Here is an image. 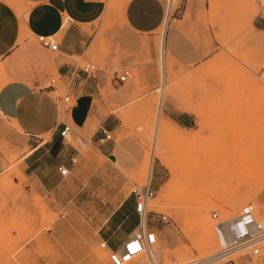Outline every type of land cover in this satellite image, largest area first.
<instances>
[{
    "label": "rangeland",
    "instance_id": "1",
    "mask_svg": "<svg viewBox=\"0 0 264 264\" xmlns=\"http://www.w3.org/2000/svg\"><path fill=\"white\" fill-rule=\"evenodd\" d=\"M108 1L106 13L94 23L98 42L78 62L80 67L90 63L93 74L100 73L94 98L99 114L115 127V152L104 155L90 142L99 123L88 120L90 129L84 132L68 122L71 133L64 143L61 137L56 140L47 165L61 163L69 175L59 178L55 194H37L19 167L20 158L29 151L26 139L0 115V264H55V260L111 264L108 250L99 245L106 234L118 244L132 231L130 224L113 232L107 219L125 198L133 197L134 188L148 184L141 167L158 137L156 118L147 109L155 112L163 85L173 91L160 118L172 133L164 139V150L177 156L173 161L180 178L168 192L177 201L175 212L162 196L171 175L154 159L150 186L155 195L146 202L145 212L147 228L158 238L155 248L160 257L155 264L198 260L216 249L214 234L210 250L195 247L199 241L195 209L201 198L186 200V169L211 173L264 164V34L252 30L256 1L163 0L165 15L169 9L164 35L160 28L151 34L125 30L120 4ZM123 70L130 76L118 84L116 75ZM184 105L186 112L180 109ZM186 113L191 116L190 125L176 127L171 117ZM49 139L47 134L40 141ZM46 172L43 167L38 174ZM254 189L256 194L250 193L248 203L264 226V181ZM209 197L216 203L207 212L212 230V211L234 217L248 204L230 214L225 203ZM153 213L166 215L168 221L155 222ZM254 263L264 264V250L253 259H242L237 253L217 264ZM133 264L151 263L143 255Z\"/></svg>",
    "mask_w": 264,
    "mask_h": 264
},
{
    "label": "crops",
    "instance_id": "2",
    "mask_svg": "<svg viewBox=\"0 0 264 264\" xmlns=\"http://www.w3.org/2000/svg\"><path fill=\"white\" fill-rule=\"evenodd\" d=\"M106 1L14 0L25 10L18 13L9 0H0V64L3 66L0 115L16 125L26 139L29 151L20 158L19 167L37 194H55L59 188V178L62 177L57 168L64 165L59 163L49 167L47 163L64 124L70 122L77 129L88 132L90 126L87 122L91 119V123H99L98 128L103 126L114 131V125L99 114L94 98L100 73L83 74L78 62L79 59L85 60L88 50L98 42L94 23L106 13ZM118 3L122 24L133 34H151L164 22L163 0H118ZM252 30L258 35L264 34V21L255 18ZM38 36L50 37L57 44V49L52 51L42 46L37 41ZM162 47L164 50L163 40ZM73 70L78 71V79L72 87L77 97L64 110L60 99H55L45 87L50 79L63 80ZM190 117L186 113L171 117V120L187 128ZM47 134H50V139L40 141ZM94 136L95 132L91 142ZM98 149L107 156L115 152L113 141ZM43 167L47 172L40 176L38 171ZM107 223L112 224L113 232L126 229L130 224L135 228L138 216L134 212V198H125L110 214ZM126 237L121 238L118 244L110 242L107 234L103 240L111 248H117ZM55 264H62V260H55Z\"/></svg>",
    "mask_w": 264,
    "mask_h": 264
},
{
    "label": "built area",
    "instance_id": "3",
    "mask_svg": "<svg viewBox=\"0 0 264 264\" xmlns=\"http://www.w3.org/2000/svg\"><path fill=\"white\" fill-rule=\"evenodd\" d=\"M255 1L258 9L257 18L264 21V0ZM37 41L52 51L57 49V44L50 37L38 36ZM79 70L83 74L90 75L94 72V66L86 63ZM77 74L78 71L73 70L63 80L52 78L45 87L52 93L55 99H60L63 108L68 109L77 97V94L72 90L73 85L78 79ZM129 76L130 72L123 70L120 74L116 75L115 80L118 84H124ZM70 133V127L64 124L63 129L59 133L63 142H65L67 134ZM112 141V132L102 126L95 131L93 142H90L99 147ZM78 142L80 143V141ZM57 171L61 177L69 175V170L65 166H59ZM131 193L134 198V212L138 216L137 226L133 228L117 248H111L105 240H102L99 245L101 249L108 250V258L111 264H126L138 256H148L158 241L156 233L147 228L146 202L155 195L150 183L141 189L134 188ZM152 216L155 222L168 221L167 216L164 214L153 213ZM210 219L213 222L217 246L212 254L198 259L197 262L217 264L237 253H239L240 258L245 260L262 255L264 250V226L256 220L253 204L248 203L243 205L239 214L234 217H224L218 211H212Z\"/></svg>",
    "mask_w": 264,
    "mask_h": 264
},
{
    "label": "bare ground",
    "instance_id": "4",
    "mask_svg": "<svg viewBox=\"0 0 264 264\" xmlns=\"http://www.w3.org/2000/svg\"><path fill=\"white\" fill-rule=\"evenodd\" d=\"M13 1L14 0H9V3H11V5L14 6L13 9H15V11L18 13L23 12L24 7L22 8L20 5L16 4ZM110 1L111 0H109L108 3H110ZM115 1H118V0H115ZM115 1H111L112 3L111 5L114 6L113 3L117 5ZM109 8H110V5H109ZM168 13H169V9H168ZM168 13L165 15L164 22L162 26L160 27L162 31V33L161 32L160 33L162 35H163L164 29L167 24L168 15H169ZM162 72L163 74H165V70H162ZM172 95H173L172 89L167 88L165 85H163L161 89V93H160L158 106H156L157 109L155 110V112H150V110L147 109L148 112L151 113L153 119L156 118L155 120V124H156L155 126H156V132H157L156 137L159 138V141H157L158 138H156L152 153L146 157L141 167V176H142V179H145L147 181V183L151 182L152 175H153L154 159H157L160 162V164L163 165L169 171L171 175V179H172L171 183L169 182L170 185L168 187L166 186V188L162 190L163 199L168 206H170L175 212H177L178 211L177 201L173 199V197H171L170 194L168 193L170 191L169 188H172V187L176 188L179 178H180L178 166L173 161V159H177L176 158L177 156H173L174 154H168L164 150V139L168 137H172V133L168 125L160 121V118H162V114H163L162 106L165 102L167 104L170 102V98ZM180 109L186 112V105L180 106ZM175 126L178 127L177 124ZM15 127L18 129L16 125ZM177 139L179 140L181 144L182 143L184 144L186 141L182 137H178ZM263 181H264V164H261V163L255 164L253 166L241 165L239 168H234V169L222 168L220 170H216V171L214 170V172H211V173L200 172L194 169H186V189H184L183 187V189L186 190V200L190 196H193V197L200 196L201 198V203L195 209L196 225H197L198 234H199L198 244L197 242L195 244V247L197 250L207 251V250H210L213 245L214 230H212V224L209 221L207 212L209 209L216 207V203H214L209 196L214 197L217 202L225 203L229 209V213L234 214L240 208V206L250 201L252 202L250 193L253 191L252 193L256 194V191L254 189L255 186H257L259 183ZM258 209L263 210L261 207H259ZM262 216H264L263 213H262ZM157 252H158L157 249L154 248L152 249L151 253L148 255V258L151 264H155L156 263L155 261H157L156 259H159L160 256ZM98 253L100 254V252ZM212 253L213 252H211L210 254ZM139 257L140 256H138L137 258ZM136 259L126 264H133ZM189 261L185 263H180V264H210V262L201 263V262H197V260H191L190 262Z\"/></svg>",
    "mask_w": 264,
    "mask_h": 264
}]
</instances>
